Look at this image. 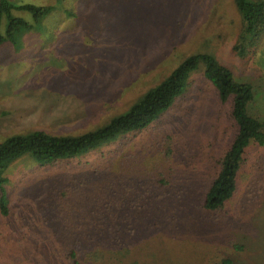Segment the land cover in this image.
Instances as JSON below:
<instances>
[{
	"label": "rangeland",
	"instance_id": "1",
	"mask_svg": "<svg viewBox=\"0 0 264 264\" xmlns=\"http://www.w3.org/2000/svg\"><path fill=\"white\" fill-rule=\"evenodd\" d=\"M8 1L53 9L0 43V141L104 126L200 52L253 85L248 111L264 120V40L255 52L236 55L242 20L233 0ZM12 13L31 21L27 11ZM203 72L199 64L146 129L52 164L28 154L11 162L0 264H219L223 256L264 264V145L247 146L237 190L223 209H201L236 128L231 99L221 102ZM164 136L172 137L168 160ZM160 174L169 183L154 189L150 180ZM107 243L100 258L85 250L68 259L62 251Z\"/></svg>",
	"mask_w": 264,
	"mask_h": 264
},
{
	"label": "trees",
	"instance_id": "2",
	"mask_svg": "<svg viewBox=\"0 0 264 264\" xmlns=\"http://www.w3.org/2000/svg\"><path fill=\"white\" fill-rule=\"evenodd\" d=\"M233 2L242 20V27L233 50L236 55L243 57L255 52L264 40V0H233ZM52 9L51 5L15 4L8 0H0V43L6 39L11 40L12 35L17 31H30L34 23L42 20ZM13 10L31 13V21L14 16ZM68 14L74 15L71 11ZM199 64H203L204 77L216 88L220 101L231 99L230 116L236 127L229 147L218 160V170L209 181L201 203L202 211H221L237 190V175L247 146L251 142L264 145V120H259L248 111V105L254 97L253 85L247 81L236 80L228 66L220 63L213 55L200 52L185 57L126 112L112 118L104 126L77 135H59L44 130H34L28 134L12 135L0 141V213L7 215L9 212L5 190L7 178L4 176V171L11 162L28 154L39 165L52 164L77 157L125 133L148 128L186 89L190 73L197 69ZM163 143L164 159L168 160L172 153V137L164 136ZM168 183L169 181L160 174L159 178H152L149 184L154 189L157 187L162 190ZM67 193L65 190L60 191L61 196H66ZM75 219L79 221V217L72 220ZM108 245L107 243L103 245L104 247H89V244L83 246L79 244L75 246V250L63 247L62 251L68 259L83 255L85 250L92 257L100 258L104 252L102 250H106ZM234 248L241 250V245L234 244ZM218 263L234 264L228 256L221 257Z\"/></svg>",
	"mask_w": 264,
	"mask_h": 264
}]
</instances>
